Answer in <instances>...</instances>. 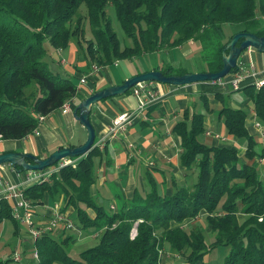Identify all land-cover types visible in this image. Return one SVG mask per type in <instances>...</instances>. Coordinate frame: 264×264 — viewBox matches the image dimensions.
I'll list each match as a JSON object with an SVG mask.
<instances>
[{
	"label": "trees",
	"instance_id": "16d2710c",
	"mask_svg": "<svg viewBox=\"0 0 264 264\" xmlns=\"http://www.w3.org/2000/svg\"><path fill=\"white\" fill-rule=\"evenodd\" d=\"M82 2L88 6L94 26L89 57L99 65L178 47L191 40L201 46L203 67L198 71L216 72L222 67V50L234 33L246 31L264 37V28L260 27L264 0H0V141L30 136L39 127V115L48 116L75 97L78 85L72 77L56 73L44 59L45 42L49 39L58 47L68 45L75 35L71 22ZM109 7L114 9L124 35L131 39L130 45L122 44L111 27ZM226 24L241 26L226 37ZM156 69L164 75L191 73L180 64ZM33 82L38 86L37 95ZM241 89L252 100L255 117L264 127V83L258 88L249 84ZM205 108L211 110L207 101ZM183 114L173 130L180 141L181 165L196 169L191 189L178 187L172 194H160L156 189L144 194L136 191L130 200L108 213L92 194L102 155L98 146L76 158L75 167L64 166L49 180L25 188L24 194L34 206L44 204L46 196L53 202L62 199L63 210L74 208L85 234L102 235L98 244L75 257L65 246L73 235L64 242L53 233L46 234L26 244L27 249L37 248L39 264H160L159 248L165 246L180 254L188 251L185 264H198L210 250L201 231H186L171 223L195 219L201 213L207 215L214 245L229 249L224 264H264V181L258 167L246 162L247 158L263 157L264 151L256 148L254 136L247 130L248 113L223 104L218 110L227 134L246 140L245 160L240 159L234 145L216 146L199 140V134L205 132L204 112L188 115L186 110ZM4 219L18 225L11 202L3 197L0 223ZM136 220H140L137 234L130 238ZM16 234L20 236L18 228ZM11 260H0V264Z\"/></svg>",
	"mask_w": 264,
	"mask_h": 264
},
{
	"label": "crops",
	"instance_id": "0c3cea01",
	"mask_svg": "<svg viewBox=\"0 0 264 264\" xmlns=\"http://www.w3.org/2000/svg\"><path fill=\"white\" fill-rule=\"evenodd\" d=\"M247 49L249 50L240 54L237 60L238 63L243 67L247 63L250 66L253 65L261 71L258 77H264V56L260 53L257 54L256 64H251V55L249 53L251 48ZM163 51L167 53V50L164 49ZM172 61L173 58L170 57L164 64H179ZM92 63L93 61L90 60L87 65L90 66ZM95 63L99 65L97 62ZM118 63L119 60H114L111 64L101 65L99 72L90 73L87 82L84 83L86 85H83V87L78 86V91L72 99L71 110L63 113L58 109L49 114L39 127L40 134L33 133L19 140L0 141V153L23 151L45 158L62 147L84 144L88 135L87 130L76 120L73 112L74 108L95 91L104 89L109 85L120 84L113 78L110 68L112 65L117 66ZM157 66H162V64L151 66L144 71L156 69ZM247 69L249 68L246 67ZM198 70L200 69L191 72H198ZM71 74L79 76V78L85 75L80 72ZM133 75H122L121 82ZM251 82V79H247L242 83L241 87L249 85ZM148 89L156 95L159 94L157 100L149 102L143 111L137 112L132 125L118 138L107 140L102 148L99 147L102 155L98 160L96 169L97 178L96 183L92 186V194L99 204L104 205V200L108 198V207L111 209L110 206L114 205L115 211L123 201L130 200L136 191L144 194L151 189H156L160 194H172L178 187H187L189 189L193 187L196 181V169L187 170L181 165L180 141L178 135L173 130L175 123L183 119L184 111L187 110L188 115L192 111L204 112V133L209 140L207 143L216 146H227V144L223 143L222 136L216 138L212 135L214 134L211 132L213 128L216 129L215 133L218 134L224 128L222 120L218 117V113L216 114L218 120H215V114H211L213 110L212 106L222 104L224 99L223 93H231L239 91V89L233 91L222 90L210 82H196L174 86L155 81L150 82ZM216 93H220V95L217 97ZM236 94L239 96L238 93H234V96ZM141 98L143 97L134 95L132 90L129 94L116 95L94 104L90 118L97 135L95 144L107 133V126L112 118L121 111L136 109ZM205 101H207L211 110H206ZM235 102L239 103L236 99ZM255 119V113L252 110L247 122ZM247 130L251 135L260 136L254 126L247 127ZM208 132L212 134L210 135ZM255 162L257 164L255 166L259 168L261 161L257 160ZM27 176L28 171L19 172L11 164L0 166V178L6 182L20 184V186L26 188L32 184L27 182ZM1 189L2 185H0V191ZM118 198L121 200L120 205L117 201ZM56 202H61L62 206H64L62 199L53 202L46 196L44 204L37 205V208L35 207L37 212L36 219L42 221L52 216ZM38 208H46V214L40 213ZM65 211L72 218L74 217L73 207H69ZM91 214L93 215L94 212L91 211ZM238 217L242 219L243 216L238 215ZM190 221L191 219H185L182 223L172 222L171 225L185 227ZM66 232L63 233V236H74L71 241L79 242L80 239H84V236H78L73 232L68 235ZM54 234L61 235L62 233L57 232ZM20 235L22 237H29V233L26 232H21ZM159 260L160 264L172 263L165 257H161ZM55 264L60 263L56 262Z\"/></svg>",
	"mask_w": 264,
	"mask_h": 264
},
{
	"label": "rangeland",
	"instance_id": "374dc122",
	"mask_svg": "<svg viewBox=\"0 0 264 264\" xmlns=\"http://www.w3.org/2000/svg\"><path fill=\"white\" fill-rule=\"evenodd\" d=\"M107 17H109L110 22H111V27L116 32L119 41L122 44L130 45L132 41L131 39L127 38L124 35L119 25V22L116 18L115 11L112 7L108 8ZM77 24H79L78 27H77ZM71 26L73 29H75L74 31L75 35L73 34L71 35V38L67 46L58 47L57 45L52 43L49 39L46 40L45 42L46 54H45L44 59L49 63L50 68L53 71L63 76L65 75V76L72 77L74 82L79 87H83V85H86V84L80 82L81 78L71 73L80 72L85 75H88L91 73V68L87 65L88 62H90V57L88 53V45L91 41L94 40V31H93L94 26L92 24V20L88 12V6L86 5L85 2H82L80 4L79 13L71 22ZM240 26L241 25H238V24L224 25L223 31H224L225 36L228 37L235 31H237L240 28ZM260 27L264 28V20L261 21ZM164 49L167 50V53L163 51ZM164 49H162L161 51L140 54L131 59H128V58L120 59L117 66L112 65L110 67L112 70L113 78H115L119 83H121L122 75L125 76V74L126 75L139 74V73H142L144 70L150 68L151 66H156L159 64H162L163 66L165 65L164 63H166L170 59V57L173 58L174 62L179 63L181 66L187 68L189 71L201 69L203 67V64L200 59L201 46L197 41L185 42L178 47L164 48ZM248 50L249 49L247 50L245 49L241 53L248 51ZM250 50L251 51H249V53L251 55L250 56L251 61H252L251 64H256L255 62L256 55L260 53L262 56H264V53L257 51L255 48H251ZM61 61H63V63H61ZM93 64H96V63L93 61L92 65ZM246 67L251 68L249 63L244 65L245 69ZM33 85L36 87L35 95H37V93H39L37 83L33 82ZM26 92L28 93L29 90H27ZM234 93H238L239 96H237V94L236 96H234ZM223 94H224L223 96L224 99L222 102L223 105H228L231 107H242L248 113V118L250 117L253 104H252V100L247 96V94L245 93L243 89L239 91H234L231 93L227 92ZM119 95H122V94H119ZM235 99L241 104L239 105V103H236ZM222 104H217V105L212 106L213 110L211 111V114H215L214 116L215 120H218L217 119L218 117L216 114L218 113V110L220 109ZM255 121H257V118L253 121H248V122L246 120V127H253L255 124ZM215 131L216 129L214 128L211 130V132L214 134H215ZM218 135L224 138V139L222 138V141L223 143L227 144V146L234 145L238 150V155L240 159L245 160L244 158L246 157L243 156V152H244L247 142L244 138H240V139L231 138L227 134L226 129L224 128L220 130ZM253 136H254L255 142L257 143L256 148L262 149L264 151L263 146H262L264 139H262L260 136H256V135H253ZM198 138L204 143H207L209 141L207 139V135H205L204 132L200 133ZM9 140L12 141L16 139H9ZM260 158L261 157H258V156H255L250 159L247 158L246 162L257 165L255 161L260 160ZM260 161H261L260 167L258 169L261 175V179L264 181V157ZM117 201L120 205V201H121L120 198H118ZM222 202H223V199L220 200L217 209L220 208V206L222 205ZM108 203H109V200L107 198L106 200H104V207L108 213H111L112 210H114L115 208L110 209L108 207ZM38 210L40 213L42 212L43 215H45L47 211L46 208H38ZM91 211L94 212L92 209H90L89 212L91 213ZM93 216H95V214H93ZM206 216H207L206 213H203V214L201 213L195 219H191V221L185 225V230L189 231L192 229H199L201 231V234L203 236L205 243L210 248V250L202 256L200 261H198V264H224V258L228 254L229 249L228 247L223 246V245H214L215 236H214V233L209 230ZM73 220L77 224H79L77 222L76 216L73 217ZM116 224L117 222L114 223L112 227H114ZM16 228H18L19 233L21 232L29 233V237H22L21 235L20 236L17 235ZM61 229L63 228L56 230V232H53V234L57 232L62 233L61 235H58V234L57 235L54 234V235L60 238L61 241L65 242V239L67 238V236H63L64 232ZM66 231L65 232L68 235L71 234V231L69 230H66ZM101 237H102L101 233L97 237H93V236L91 237L89 234L86 233L83 237L84 239H80L79 242H74L71 240L69 242L67 241L65 242V246H66V249L70 252V254L77 257L79 256V253L82 252L83 250L98 244L101 241ZM33 242L34 240L32 239L30 235V226L28 224H22L20 221H18V225H16L12 219H4L0 223V260H6L10 257L12 258V260L10 261L9 264H39V255H38V258L35 257V252L36 251L38 252L37 248L30 246L27 249L26 247L27 243L31 244ZM15 251H17L21 255L20 259L14 257ZM186 253H188V251H186ZM186 253L180 254V253L174 252L167 246H165L164 248L160 247L159 248V256H160L159 259L161 257L162 258L165 257V258H168V260L172 262L171 264H185L186 255H187Z\"/></svg>",
	"mask_w": 264,
	"mask_h": 264
},
{
	"label": "built area",
	"instance_id": "2783aa9c",
	"mask_svg": "<svg viewBox=\"0 0 264 264\" xmlns=\"http://www.w3.org/2000/svg\"><path fill=\"white\" fill-rule=\"evenodd\" d=\"M238 60V59H237ZM101 70V66L97 64H93L91 67V73L94 74ZM260 70L256 69L253 65L251 68L245 69L242 65H240L237 61L236 70L229 73L228 75L216 80L211 81L210 83L215 87H218L222 90H238L240 89L242 83L251 79L253 84L257 88L260 87L264 83V77H258L260 74ZM90 75V74H88ZM88 75H84L81 77L80 82L86 83ZM150 82H140L136 84L132 90L133 94L141 98L136 109L133 110H124L116 114L110 123L107 126V133L96 143L98 147H103L107 140H113L118 138L123 132L127 130V128L132 125L137 112L143 111L145 106L152 101H156L159 94H155L153 91L148 89V85ZM72 108V100L66 101L62 107L59 109L63 113H67ZM47 116L39 115V127L42 122L45 120ZM39 127L34 130L35 134H40ZM254 127L256 128L258 134L262 139H264V127L261 125L259 121H255ZM211 134V132H208ZM216 138H220L218 133L213 134ZM264 149V142L262 144ZM263 157L260 158L262 160ZM67 165L76 166L77 159L75 158H65L59 161L54 166L48 167L45 170H33L28 171L27 182L34 183L39 180H49L51 176L59 172V170ZM0 185H2V189L0 191V199L6 198L12 204V212L13 216L17 221H20L22 224H28L30 226V235L32 239L35 241L36 239L53 232L59 230L60 228L63 230H69L78 236H84L85 230L77 224L73 218L63 210V206L61 202H56L53 208V215L45 220H37L35 214V207L32 202L25 196L24 190L25 188L20 186V184L9 183L0 178ZM114 209V206H111ZM261 220V218H259ZM140 220H136L133 226L130 229L129 236L130 238H134L137 234V223ZM91 237H97L98 233L89 234ZM38 252H35V257L38 258ZM15 258L20 259L21 255L15 251Z\"/></svg>",
	"mask_w": 264,
	"mask_h": 264
},
{
	"label": "water",
	"instance_id": "95a60500",
	"mask_svg": "<svg viewBox=\"0 0 264 264\" xmlns=\"http://www.w3.org/2000/svg\"><path fill=\"white\" fill-rule=\"evenodd\" d=\"M247 48H255L264 53V37L252 32L239 31L232 35L222 50V67L216 72H191L181 75H164L160 70L153 69L135 74L126 78L120 84L109 85L104 89L97 90L87 98L83 99L75 108L74 116L87 130V139L80 146L62 147L49 156L41 158L31 152L10 151L0 153V166L11 164L19 172L45 170L54 166L65 158H79L86 155L95 147L96 130L91 122V111L93 105L105 98L124 94L127 90L140 82H158L162 84L180 86L196 82L216 81L228 75L232 69L237 67V59L241 52Z\"/></svg>",
	"mask_w": 264,
	"mask_h": 264
}]
</instances>
